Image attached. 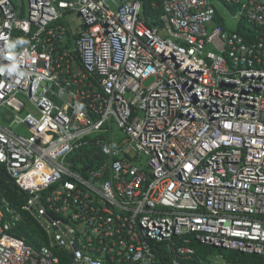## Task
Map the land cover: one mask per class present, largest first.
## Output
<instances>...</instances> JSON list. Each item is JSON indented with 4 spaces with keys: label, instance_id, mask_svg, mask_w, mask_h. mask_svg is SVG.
I'll return each instance as SVG.
<instances>
[{
    "label": "built area",
    "instance_id": "1",
    "mask_svg": "<svg viewBox=\"0 0 264 264\" xmlns=\"http://www.w3.org/2000/svg\"><path fill=\"white\" fill-rule=\"evenodd\" d=\"M151 1L156 26L143 0H0V165L29 197L0 194V264L264 257V0Z\"/></svg>",
    "mask_w": 264,
    "mask_h": 264
},
{
    "label": "trees",
    "instance_id": "2",
    "mask_svg": "<svg viewBox=\"0 0 264 264\" xmlns=\"http://www.w3.org/2000/svg\"><path fill=\"white\" fill-rule=\"evenodd\" d=\"M143 4V14L148 21V25L156 26L163 14L162 6L159 5L160 7L158 10L154 9L151 0H143ZM83 152L87 153L88 163H94L96 159H98V157L96 158L93 155H91L92 158H90V154L96 152L95 150H84L80 151L79 154H83ZM5 173V167L0 165V193L13 208L22 211V207L27 203L29 197L27 194L21 192L14 183L8 182ZM11 234L16 238L23 240L26 245L33 247L36 250L47 243V238L44 232L28 214H24V221L18 224V226L11 231ZM193 248L195 249V255L192 258L183 261V264H218L215 262V259L218 258L224 261L223 264H264V257L247 256L200 244H194ZM160 252H165L164 246L161 247ZM161 258L162 262L166 259L165 256H162ZM170 262L169 259L167 264Z\"/></svg>",
    "mask_w": 264,
    "mask_h": 264
},
{
    "label": "rangeland",
    "instance_id": "3",
    "mask_svg": "<svg viewBox=\"0 0 264 264\" xmlns=\"http://www.w3.org/2000/svg\"><path fill=\"white\" fill-rule=\"evenodd\" d=\"M213 5L216 8V10L218 11V13L226 20L228 28L231 29V30H237V23L232 19V15H231L230 11L222 4V2H220V1H214L213 2ZM64 21H68L69 24H70V26L72 28H74V29H77V28L78 29H81V27H79V26L82 24V22H81L80 17L76 13H74L71 16L65 17ZM147 85H149V84H147ZM6 111L7 110H5V109L1 110L0 111V117ZM10 116H13V115L10 113ZM112 125L114 127L115 140L118 142V141H120L121 139L124 138V134L117 127V125H115V124H112ZM15 131L24 132L23 136H27L28 135L20 127H15ZM215 262L218 263V264H223L224 263V261H222V259H220V258L215 259Z\"/></svg>",
    "mask_w": 264,
    "mask_h": 264
},
{
    "label": "water",
    "instance_id": "4",
    "mask_svg": "<svg viewBox=\"0 0 264 264\" xmlns=\"http://www.w3.org/2000/svg\"><path fill=\"white\" fill-rule=\"evenodd\" d=\"M5 177L8 180V182L12 183V179L5 173Z\"/></svg>",
    "mask_w": 264,
    "mask_h": 264
},
{
    "label": "crops",
    "instance_id": "5",
    "mask_svg": "<svg viewBox=\"0 0 264 264\" xmlns=\"http://www.w3.org/2000/svg\"><path fill=\"white\" fill-rule=\"evenodd\" d=\"M1 194V193H0ZM0 204H1V202H0ZM19 211V210H18Z\"/></svg>",
    "mask_w": 264,
    "mask_h": 264
}]
</instances>
